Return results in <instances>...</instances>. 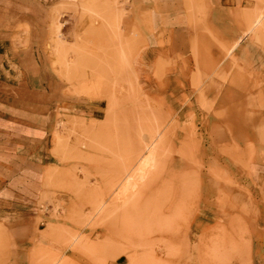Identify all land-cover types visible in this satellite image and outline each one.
I'll return each instance as SVG.
<instances>
[{"label":"rangeland","instance_id":"1","mask_svg":"<svg viewBox=\"0 0 264 264\" xmlns=\"http://www.w3.org/2000/svg\"><path fill=\"white\" fill-rule=\"evenodd\" d=\"M243 1L241 35L264 48V0ZM108 2L79 0L72 18L51 10L46 54L34 56L67 83L69 93L83 96L85 90L100 111L91 113L94 119L57 120L43 198V236L50 246L36 249L32 264H251V237L264 260V221L256 209L228 201L217 188L233 183L204 149L198 106L173 101L182 89L178 82L164 86V65L153 77L142 64L135 71V47L120 30L126 1ZM6 70L7 78L17 77ZM148 138L155 139L154 163L145 165V154L122 187L118 182L108 193ZM222 153L237 157L235 151ZM202 183L221 197L199 204Z\"/></svg>","mask_w":264,"mask_h":264},{"label":"crops","instance_id":"2","mask_svg":"<svg viewBox=\"0 0 264 264\" xmlns=\"http://www.w3.org/2000/svg\"><path fill=\"white\" fill-rule=\"evenodd\" d=\"M125 1L120 30L135 47V71L142 64L153 77L164 65V86L179 83L182 90L173 101L196 103L195 116L207 135L204 149L233 183L217 188L228 201L256 209L264 221V48L241 35L244 1ZM78 2L0 0V264H32L36 249L49 248L43 198L46 173L54 166L49 147L54 127L61 117L87 119L100 111L98 102L69 93L46 62L34 60L46 54L51 10L72 18ZM6 68L15 72L14 80ZM218 194L200 184L199 204ZM250 244V263L264 264L252 237Z\"/></svg>","mask_w":264,"mask_h":264},{"label":"bare ground","instance_id":"3","mask_svg":"<svg viewBox=\"0 0 264 264\" xmlns=\"http://www.w3.org/2000/svg\"><path fill=\"white\" fill-rule=\"evenodd\" d=\"M110 2H108V0H107V4H108V6H110L111 5V3L109 4ZM85 6V5H84ZM86 7H87V5H86ZM85 8V7H84ZM103 19H104V22H106L107 21V18H104L103 17ZM259 23V21H257V24ZM83 48H84V46H83ZM81 49H82V47H81ZM82 53V52H81ZM78 56H81L80 55V52L78 53ZM87 89L89 90V91H91V89L90 88H88L87 87ZM87 93L85 92V90L83 91V96L84 97H87ZM88 98V97H87ZM147 142H148V146H146V148H145V150H144V154L142 153V155L139 157V156H137V157H135L134 159H132V160H130L128 163H127V166H124V168L122 169V170H120V172H119V174H118V176H117V178H116V180H115V182H113L112 183V186H110V188H109V190H108V193H113L114 192V190L116 189L115 187H117L116 185H119L120 186V184L119 183H121V186L120 187H122V185L124 184V183H122V181L123 180H125V178L127 177V178H129V176H131V175H133L132 174V172H133V169H134V166H135V163L136 162H138V161H140L143 157H145L144 155L146 154V157H145V159L143 158L142 160H145L144 161V164L145 163H149L150 165L151 164H153L154 163V160H155V148H154V142H155V139L153 140V138H148L147 139ZM147 145V144H146ZM146 165V164H145ZM131 178V177H130ZM127 180H129V179H127ZM121 181V182H120ZM119 182V183H118ZM126 183H127V181H126ZM126 183H125V185H126ZM116 184V185H115ZM128 184V183H127ZM118 186V188H120ZM127 186V185H126ZM117 188V190H119ZM126 187H124V189H125ZM123 189V190H124ZM123 192V191H122ZM118 193V192H117ZM104 204L105 203H101L100 205H98V210H101L103 207H104ZM111 207V206H110ZM107 210H109V208H105V211H107Z\"/></svg>","mask_w":264,"mask_h":264}]
</instances>
